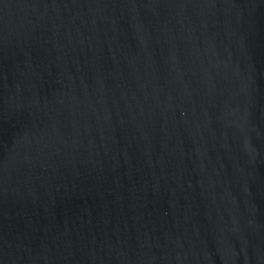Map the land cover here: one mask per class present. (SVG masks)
I'll return each mask as SVG.
<instances>
[{"label":"water","instance_id":"1","mask_svg":"<svg viewBox=\"0 0 264 264\" xmlns=\"http://www.w3.org/2000/svg\"><path fill=\"white\" fill-rule=\"evenodd\" d=\"M0 264H264V0H0Z\"/></svg>","mask_w":264,"mask_h":264}]
</instances>
